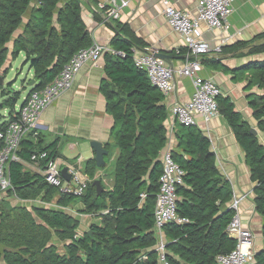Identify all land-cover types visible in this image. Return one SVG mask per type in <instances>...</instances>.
<instances>
[{
	"label": "trees",
	"instance_id": "obj_1",
	"mask_svg": "<svg viewBox=\"0 0 264 264\" xmlns=\"http://www.w3.org/2000/svg\"><path fill=\"white\" fill-rule=\"evenodd\" d=\"M31 1L0 0V76L4 80L8 71L4 67L9 52L7 43L13 39L10 56L14 59L20 52L24 53L23 64L32 70L34 79L30 90L54 79L77 50L91 44L78 0H38L28 20L23 22ZM22 25L23 32L14 36ZM263 37L264 32L255 36ZM111 43L114 50L123 53H105V78L100 84L106 109L113 117L110 134L119 150L111 188L96 195L92 182L98 167L94 158L85 160L84 173L92 180L80 197L62 194L41 177L22 171L18 161H10L7 167L11 184L6 191L8 197L15 195L28 201L42 191H45L44 198L56 192L59 204L66 206L79 199L83 204L80 212L95 215L99 222L88 225L91 235L86 230L78 235L79 220L68 211L35 205L31 209L25 205L9 207L2 199L0 263L157 264L153 214L162 171V162L158 159L167 144L164 125L167 108L163 94L150 83L145 71L134 64L133 47L144 46L143 41L128 24L118 22ZM259 52H264V44L252 46L248 51L249 54ZM251 65L254 69L249 85L257 86L261 92L250 94L249 106L258 128L264 132V61ZM18 96L14 92L3 103L13 100V104ZM217 103L219 113L244 151L250 179L255 183V209L264 218V145L249 132L250 126L228 98L219 95ZM176 140L177 148L183 152L172 149L170 153L185 172L183 183L176 189L177 212L187 221L168 222L163 226L166 257L171 264H218L216 257L229 253L236 245L226 230L233 215V210L225 205L231 197L229 182L216 168L209 139L201 130L182 127L176 133ZM31 144L32 141L23 139L18 155L26 159L34 150L49 151L54 142L45 148ZM53 152H48L50 157ZM262 233L264 238V222ZM54 236L63 242L62 254L50 242ZM250 264H264V250L255 252Z\"/></svg>",
	"mask_w": 264,
	"mask_h": 264
},
{
	"label": "crops",
	"instance_id": "obj_2",
	"mask_svg": "<svg viewBox=\"0 0 264 264\" xmlns=\"http://www.w3.org/2000/svg\"><path fill=\"white\" fill-rule=\"evenodd\" d=\"M170 1L178 8L193 10L197 0ZM78 2L81 7V18L89 33L91 44L102 45L108 51L106 50L103 53L97 66L94 67L86 63L80 69L71 87L43 111L39 119V125L35 128L36 135L28 134L24 140L32 141V147L41 148H45L54 142L48 152L54 150L52 158L56 159L61 168L62 166L73 165L78 157L81 158L83 166L85 160L94 158V151L89 145L91 140L100 141L104 148L106 143L109 144V148H106L108 150V155L105 156L106 166L101 169L109 172L110 177L108 180L110 183L107 185L102 178L99 179L103 189L111 188L114 180V162L118 157L119 150L114 145L110 134L113 117L106 109V99L100 91V84L102 79L105 78L104 55L106 52L113 50L111 38L114 35L115 27L118 22L126 23L134 35L143 41L144 46H149L168 55L169 60H164L175 70L173 77L174 90L167 97L163 95V103L168 113L164 122L167 135V144L164 151L175 149L178 152H183L177 148L176 140V133L182 127H197L201 130L209 139V148L214 154L216 168L229 182L231 197L225 205L229 206L235 197H243L238 204L241 221L250 227L253 232V250L255 252L264 250L262 233L264 218L255 209L253 192L255 183L250 179V171L245 162L244 151L235 139L232 128L225 117L219 113L218 116L205 120L198 115L196 116L195 125L185 126L169 113V107L172 103L176 101L183 102L190 98L193 93V86L189 78L182 77L177 73V69L182 67L187 59V51L181 37L167 24L163 15L162 4L159 0H78ZM37 3L38 0L31 1L23 16V22L28 20L32 7ZM112 6L119 8L117 19L106 18L105 16L106 11ZM232 9V13L228 18L227 33L209 30L206 26L201 25L203 37L208 41L211 51L200 57L201 64L196 71V75L214 80L217 83L220 96L228 98L233 103L234 109L240 114L242 120L257 130L256 137L264 145V132L258 128L248 98L252 93L258 94L261 92L257 86L249 85L248 81L254 69L251 63L264 61V52L249 54L248 51L252 46L264 44V37L255 38L256 35L264 32V0H232ZM22 27L23 25L16 30L14 36L23 32ZM225 36H229V39L222 45L221 51L213 52V48L218 44L219 39ZM7 47L9 52L4 67L11 68L13 59L10 52L13 47V39L7 43ZM18 56L24 58V53L20 52ZM29 71L32 72V70ZM27 86L29 87L28 93L31 89L29 82ZM14 105L15 102H13L12 107ZM2 123L3 121L0 126ZM82 154L85 155V158ZM19 157L18 162L22 166V171L41 177L44 180L42 162L34 164L29 160V157L26 159L20 155ZM112 164L113 167L110 169ZM101 169L96 168L94 175ZM4 196L6 197L3 199L6 201L17 202L16 205L11 204L12 206L25 205L27 207V201L20 200L15 195L8 197L6 192L0 191V198ZM44 197L45 191H42L37 198L28 200V202L38 200V203H34L35 206L46 207L43 204L50 199V202L54 201L56 205L61 206L58 203V196ZM75 201L76 203H74ZM75 201L66 206L62 205V209H66L65 211H68L79 220L76 232L80 235L87 230L90 223L99 222V218L95 215L80 212L83 204L79 199ZM154 230L157 237L156 244L162 238L165 240V237L161 235L162 231L159 233L155 228ZM56 241L61 242L54 236L50 242L54 245ZM61 244L63 247V242ZM63 252L64 249L62 252L58 251L61 254ZM0 264L6 263L1 262Z\"/></svg>",
	"mask_w": 264,
	"mask_h": 264
},
{
	"label": "built area",
	"instance_id": "obj_3",
	"mask_svg": "<svg viewBox=\"0 0 264 264\" xmlns=\"http://www.w3.org/2000/svg\"><path fill=\"white\" fill-rule=\"evenodd\" d=\"M159 2L163 6V15L167 24L181 37L187 51V59L183 66L177 69V73L189 78L193 86L190 98L183 102L172 103L169 113L182 125L193 126L198 115L205 120L219 115L217 97L220 95V89L217 83L196 75L201 64L200 57L211 51L208 41L203 37L201 25L209 30L227 33L228 18L233 10L232 0H197L193 10L178 8L170 0H159ZM105 16L117 19L119 8L110 7ZM228 39L229 36L219 39L213 52H220L222 45ZM106 50L104 46L97 43L77 50L54 79L41 88L30 90L21 104L18 107L14 105L8 112L0 126V191L6 192L11 188L6 173L7 164L13 160H20L18 151L21 141L27 134L36 135L35 128L39 125L43 111L71 87L76 75L86 63L97 66ZM155 51L149 46L133 47L134 64L143 69L150 83L167 97L174 90L175 70L164 59L157 57ZM109 52L123 55L121 51L114 49ZM29 160L34 164L43 163L44 181L57 188L62 194L80 197L90 183V178L84 173L80 157L76 159V163L67 167L70 175L68 180L63 178L60 171L61 165L56 159L50 157L48 151L34 150ZM161 162L162 171L158 178L153 214L154 228L159 233L168 222L181 224L187 221L177 212L176 193L178 185L183 183L185 172L173 160L168 149L163 152ZM141 197L143 198L144 194H141ZM242 198L235 197L229 204L233 215L226 230L236 240L235 248L229 253L219 254L216 257L218 264H250L254 261V235L251 228L242 223L238 213V204ZM161 235L164 237L163 233ZM155 250L157 264H171L166 257V242L163 238L155 245Z\"/></svg>",
	"mask_w": 264,
	"mask_h": 264
},
{
	"label": "rangeland",
	"instance_id": "obj_4",
	"mask_svg": "<svg viewBox=\"0 0 264 264\" xmlns=\"http://www.w3.org/2000/svg\"><path fill=\"white\" fill-rule=\"evenodd\" d=\"M23 61H24V58H22L21 56H17L16 58H14L13 61L11 62V68H8V71L4 75L5 77H4V80H3V84L0 86V123L4 119H6L8 112L11 110L12 101H13V100H11L8 103H3L4 100L7 99L9 96L11 97L14 92H17L19 96H18L17 101L15 102V107H18L21 104L22 99L25 97V95H26V93L28 91L29 87L27 86V84L31 80V77H32L33 73L31 71H29L30 69H28L29 67H28L27 64H23ZM26 136H28V134ZM83 157L85 158V155H83ZM82 165H83V163H82ZM112 167H113V164L110 167V169H112ZM101 168L102 167H99L98 169H101ZM105 171L106 170H103V169L98 170L96 172V174L94 175V179H98V178L101 179L102 178L103 182H105V184L108 185L110 183L109 180H108V178L110 177V174H109L108 171H106V172ZM53 196L57 197L58 194L56 192H53L51 194V197H53ZM5 197L6 196H4V197H2L0 199H3ZM47 201H49V202H47ZM47 201L45 202V204H43L44 206L50 207V208L62 209V205L58 206V205H56V203L54 201L50 202V199L47 200ZM4 202L9 207L12 206L11 204H13V205L17 204V202L8 201V200L7 201L4 200ZM34 203H38V200H34L32 202H28V201L26 202L27 207L29 209L31 208V206ZM74 203H76V201ZM63 210H66V209H63ZM54 245H55V247L57 248V250L59 252H62V250H63L62 248L63 247H62L61 242H57L56 241V244H54Z\"/></svg>",
	"mask_w": 264,
	"mask_h": 264
},
{
	"label": "water",
	"instance_id": "obj_5",
	"mask_svg": "<svg viewBox=\"0 0 264 264\" xmlns=\"http://www.w3.org/2000/svg\"><path fill=\"white\" fill-rule=\"evenodd\" d=\"M155 55L157 57H160L162 59H166L169 60V56L161 53L160 51L156 50L155 51ZM3 84V79L0 76V85ZM34 84V79H31L29 82V85H33ZM249 132L251 134H253L254 136L257 135V130L254 127H250L249 128ZM89 145L91 147V149L94 151V160H95V164L96 167H102L105 164V159L104 157L108 154V150L106 148H104L103 144L100 141L97 140H91L89 142ZM159 161L161 160V158L158 159ZM61 175L63 176L64 179L68 180L70 178L69 173L67 172V166H63L61 168ZM92 185L95 187V191H96V195L99 196L102 194L103 191V187L101 185L100 180L98 179H94V181L92 182ZM86 233L88 235H91V231L88 229L86 230Z\"/></svg>",
	"mask_w": 264,
	"mask_h": 264
},
{
	"label": "clouds",
	"instance_id": "obj_6",
	"mask_svg": "<svg viewBox=\"0 0 264 264\" xmlns=\"http://www.w3.org/2000/svg\"><path fill=\"white\" fill-rule=\"evenodd\" d=\"M155 88H156V87H155ZM29 92H30V91H29ZM29 92H28V93H29ZM28 93H27V94H28ZM162 154H163V153H162ZM161 158H162V156H161ZM90 182H91V179H90ZM254 253H255V251H254Z\"/></svg>",
	"mask_w": 264,
	"mask_h": 264
}]
</instances>
